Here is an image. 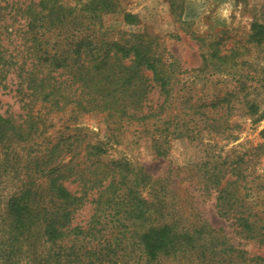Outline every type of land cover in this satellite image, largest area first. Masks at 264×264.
Returning <instances> with one entry per match:
<instances>
[{
    "label": "trees",
    "instance_id": "1",
    "mask_svg": "<svg viewBox=\"0 0 264 264\" xmlns=\"http://www.w3.org/2000/svg\"><path fill=\"white\" fill-rule=\"evenodd\" d=\"M119 2L31 0L0 7L9 9L0 13V87L18 99L23 111L8 117L0 113V196L5 182L15 189L4 204L2 221L9 236L0 252L3 264H14L23 242L29 249H46V264H117L108 240L97 249L114 234L115 248L130 235L136 264H160L176 254L181 235L172 225L151 222L156 213L162 215L163 205L154 208L143 194L159 185L152 184L144 167L109 159L105 145H117L125 133H134L150 142L157 157H166L171 143L181 139L206 153V141L238 140L239 118L253 124L264 120L252 93L259 81L252 44L227 48L197 37L200 65L185 69L158 38L110 32L97 24ZM167 2L172 13L180 10V0ZM125 20L136 22L131 15ZM252 27L251 43L258 47L264 17L255 18ZM79 116L100 117L110 132L108 143L82 135ZM61 118L75 130L52 139L53 121ZM17 148L27 149L25 159L19 160ZM205 157L203 168L218 194L219 213L231 216L242 233H256L251 215L239 210L231 190L245 176L244 158L229 163ZM228 173L235 182L226 179ZM68 185L75 186V193ZM87 204L93 209L88 223L74 225ZM82 249L85 257H80Z\"/></svg>",
    "mask_w": 264,
    "mask_h": 264
},
{
    "label": "rangeland",
    "instance_id": "2",
    "mask_svg": "<svg viewBox=\"0 0 264 264\" xmlns=\"http://www.w3.org/2000/svg\"><path fill=\"white\" fill-rule=\"evenodd\" d=\"M24 1L31 0H0V7ZM8 12L9 9L3 11L0 8L2 15ZM127 15L135 17L133 25L126 22ZM258 17H264V0H180V10L176 13H172L167 0H120L117 10L101 16L97 24L110 32H145L158 38L168 54L185 69L200 65L197 37L202 38L207 45L222 42L227 48L238 43L246 47L252 44V61L256 64L259 78L258 83L253 85L257 91L252 93L257 96L261 109H264V32L258 47L253 46L250 37L254 29L252 22ZM18 25L15 24L16 27ZM200 90L198 86L196 91L199 93ZM209 92L213 93V90ZM153 98L155 101L159 99L157 92ZM0 113L7 117L23 114L18 99L1 87ZM238 123L241 124V130L237 141L226 143L213 139L204 145L211 161L219 162L227 158L231 163L237 156L244 158L245 178L237 181L231 190L235 192L239 210L251 215L250 222H255L256 233L254 230L242 233L231 216L225 218L219 213L216 201L218 194L208 184L209 175L206 176L203 168L204 163L208 162L205 149L200 150L185 139L174 140L167 156L157 157L150 142L134 133H125L117 145L108 143L110 132L100 117L79 116L76 126L82 135L87 134L94 141L108 143L105 148L109 159H127L144 167L152 184L159 185L143 194L154 208L163 205L162 215L156 213L151 222L161 221L163 225H172L175 232L181 235L176 254L163 258L160 264H264V120L253 124L245 117L239 118ZM53 124L50 130L52 139L75 130L67 118L56 119ZM26 150L17 148L19 160L25 159L23 155ZM226 179L235 182L236 176L228 173ZM67 187L75 193V186ZM14 190V186L8 182L3 184L1 190L0 252L8 245L9 236L2 221L4 204ZM92 210L90 204L84 206L75 215L74 225L84 226L88 223ZM129 237L126 241L118 242L115 248L113 240L117 238L116 234L106 236L97 249L108 245L105 243L108 240L113 246L115 255L112 256H115L117 264H136L138 252ZM22 246L14 257V264H46L43 260L46 249H40L39 246L29 249L25 242ZM85 252L82 249L80 257H85ZM64 254H69V250H65ZM64 254L63 261L67 260Z\"/></svg>",
    "mask_w": 264,
    "mask_h": 264
}]
</instances>
